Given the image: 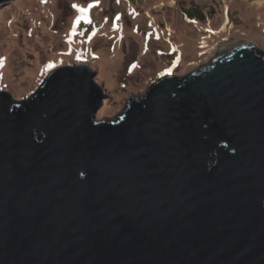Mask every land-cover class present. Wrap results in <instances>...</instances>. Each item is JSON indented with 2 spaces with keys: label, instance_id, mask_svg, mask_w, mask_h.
Returning <instances> with one entry per match:
<instances>
[{
  "label": "water",
  "instance_id": "95a60500",
  "mask_svg": "<svg viewBox=\"0 0 264 264\" xmlns=\"http://www.w3.org/2000/svg\"><path fill=\"white\" fill-rule=\"evenodd\" d=\"M92 77L0 92V264H264V52L164 77L116 121Z\"/></svg>",
  "mask_w": 264,
  "mask_h": 264
},
{
  "label": "rangeland",
  "instance_id": "374dc122",
  "mask_svg": "<svg viewBox=\"0 0 264 264\" xmlns=\"http://www.w3.org/2000/svg\"><path fill=\"white\" fill-rule=\"evenodd\" d=\"M245 43L264 52V0H10L0 4V92L23 101L54 70L83 65L103 91L95 119L116 121L160 79Z\"/></svg>",
  "mask_w": 264,
  "mask_h": 264
},
{
  "label": "snow or ice",
  "instance_id": "6c2138e0",
  "mask_svg": "<svg viewBox=\"0 0 264 264\" xmlns=\"http://www.w3.org/2000/svg\"><path fill=\"white\" fill-rule=\"evenodd\" d=\"M78 11L82 14V17L81 18L86 19V17H87V10L84 9V8H78ZM78 22L79 21H77V23Z\"/></svg>",
  "mask_w": 264,
  "mask_h": 264
},
{
  "label": "bare ground",
  "instance_id": "6f19581e",
  "mask_svg": "<svg viewBox=\"0 0 264 264\" xmlns=\"http://www.w3.org/2000/svg\"><path fill=\"white\" fill-rule=\"evenodd\" d=\"M245 44H247L248 45V43H245ZM244 44V45H245ZM238 47H240V45L239 46H237V47H230V48H226L223 52H221V54L220 55H222V54H224V53H226V52H228V51H230V50H233V49H235V48H238ZM219 55V56H220ZM197 71V70H196Z\"/></svg>",
  "mask_w": 264,
  "mask_h": 264
},
{
  "label": "trees",
  "instance_id": "16d2710c",
  "mask_svg": "<svg viewBox=\"0 0 264 264\" xmlns=\"http://www.w3.org/2000/svg\"><path fill=\"white\" fill-rule=\"evenodd\" d=\"M199 10V8H198V6H196L195 7V11H196V13L198 14V15H196L197 17L199 16V18H203L202 17V14H201V11H198ZM191 16H193V15H191Z\"/></svg>",
  "mask_w": 264,
  "mask_h": 264
},
{
  "label": "crops",
  "instance_id": "0c3cea01",
  "mask_svg": "<svg viewBox=\"0 0 264 264\" xmlns=\"http://www.w3.org/2000/svg\"><path fill=\"white\" fill-rule=\"evenodd\" d=\"M198 11H200V10H198ZM202 13V12H201ZM199 17V16H198ZM202 17H203V15H202Z\"/></svg>",
  "mask_w": 264,
  "mask_h": 264
},
{
  "label": "clouds",
  "instance_id": "9594fccd",
  "mask_svg": "<svg viewBox=\"0 0 264 264\" xmlns=\"http://www.w3.org/2000/svg\"><path fill=\"white\" fill-rule=\"evenodd\" d=\"M97 84V83H96Z\"/></svg>",
  "mask_w": 264,
  "mask_h": 264
}]
</instances>
